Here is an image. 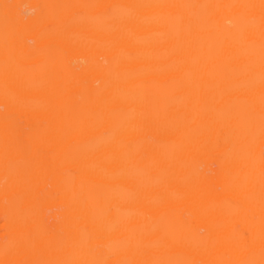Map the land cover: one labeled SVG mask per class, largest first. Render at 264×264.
<instances>
[{
    "label": "bare ground",
    "instance_id": "6f19581e",
    "mask_svg": "<svg viewBox=\"0 0 264 264\" xmlns=\"http://www.w3.org/2000/svg\"><path fill=\"white\" fill-rule=\"evenodd\" d=\"M0 264H264V0H0Z\"/></svg>",
    "mask_w": 264,
    "mask_h": 264
}]
</instances>
